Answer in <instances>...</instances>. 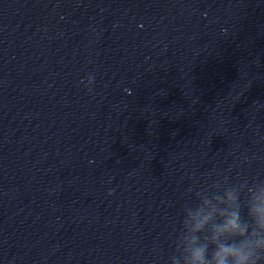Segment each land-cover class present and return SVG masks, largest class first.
<instances>
[{
    "label": "clouds",
    "instance_id": "clouds-1",
    "mask_svg": "<svg viewBox=\"0 0 264 264\" xmlns=\"http://www.w3.org/2000/svg\"><path fill=\"white\" fill-rule=\"evenodd\" d=\"M94 82L80 81L89 92ZM173 236L168 264H264V176L194 182Z\"/></svg>",
    "mask_w": 264,
    "mask_h": 264
}]
</instances>
